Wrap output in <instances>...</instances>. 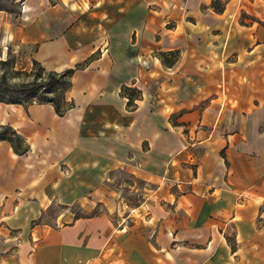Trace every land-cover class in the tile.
Segmentation results:
<instances>
[{"label": "crops", "instance_id": "obj_1", "mask_svg": "<svg viewBox=\"0 0 264 264\" xmlns=\"http://www.w3.org/2000/svg\"><path fill=\"white\" fill-rule=\"evenodd\" d=\"M29 3L9 27L73 104L0 102V264H264V0Z\"/></svg>", "mask_w": 264, "mask_h": 264}, {"label": "rangeland", "instance_id": "obj_2", "mask_svg": "<svg viewBox=\"0 0 264 264\" xmlns=\"http://www.w3.org/2000/svg\"><path fill=\"white\" fill-rule=\"evenodd\" d=\"M30 1L0 0V7H3L6 13L0 23V91L2 92L6 85L31 80L40 67L33 58L34 46L21 42L9 27V23L16 25L20 8ZM114 183L119 194L115 198L116 203L127 211L128 206L131 207L144 200L143 193L147 191L144 188L149 187L123 172L115 174Z\"/></svg>", "mask_w": 264, "mask_h": 264}, {"label": "trees", "instance_id": "obj_3", "mask_svg": "<svg viewBox=\"0 0 264 264\" xmlns=\"http://www.w3.org/2000/svg\"><path fill=\"white\" fill-rule=\"evenodd\" d=\"M3 8V7H1ZM36 62V61H35ZM40 66V65H39ZM73 68H66L62 71L45 70L39 67L29 81H22L17 84L6 85L4 91H0V102L7 103H29L50 102L55 111L62 114L73 103L65 98L66 91L70 87V77ZM128 97V105L134 106V99L137 96V90L133 87H124L122 90ZM8 140L13 149L22 153L27 149V144L8 124H0V140Z\"/></svg>", "mask_w": 264, "mask_h": 264}]
</instances>
